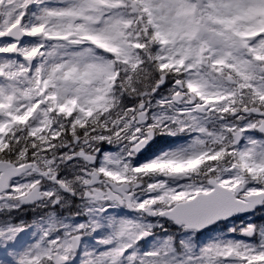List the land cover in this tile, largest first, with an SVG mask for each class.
<instances>
[{"label": "snow or ice", "instance_id": "1", "mask_svg": "<svg viewBox=\"0 0 264 264\" xmlns=\"http://www.w3.org/2000/svg\"><path fill=\"white\" fill-rule=\"evenodd\" d=\"M0 264H264V0H0Z\"/></svg>", "mask_w": 264, "mask_h": 264}]
</instances>
